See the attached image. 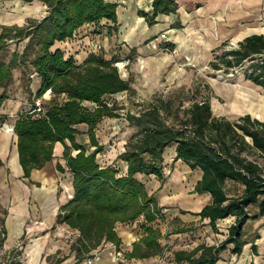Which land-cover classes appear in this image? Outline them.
I'll use <instances>...</instances> for the list:
<instances>
[{
  "label": "trees",
  "instance_id": "1",
  "mask_svg": "<svg viewBox=\"0 0 264 264\" xmlns=\"http://www.w3.org/2000/svg\"><path fill=\"white\" fill-rule=\"evenodd\" d=\"M44 2L48 6V15L42 20L29 19L24 27L3 29L0 35V86L6 89L12 83V71L34 56L31 64L42 80L37 96L48 89L53 91L46 114L38 116L29 111L19 115L14 132L18 137L19 159L25 178L53 160L56 143L65 147L63 158L73 175L74 198L60 207L57 223L80 233L75 245L82 253H77L76 264L103 243H111L119 250L122 239L116 231L117 224L133 223L142 216L146 220L145 235L133 244L125 258L143 260L162 255V231L149 224L163 219V215L157 199L149 194L137 176H156L163 184L164 153L173 145L176 146V161L202 172L194 193L211 196V203L196 215L202 220L208 219L216 231L217 221L236 218L222 243L217 246L202 244L189 252L179 251L175 255L177 263L217 264L230 244L234 245L233 253H241L247 244L243 230L248 221L264 219V168L256 161V158H264V121L249 114L235 121L216 117L210 97L192 102L186 116L181 118L179 106L182 101L177 105L181 95L170 96L167 100L158 98L140 115H127L129 124L138 131L119 156L128 169L125 176L118 177L116 168L98 163L97 156L104 147L98 141L97 128L106 118H118L120 108L115 102L109 103L108 98L134 92L131 80L121 76L114 62L99 55L91 54L84 65L78 66L74 57L66 58L62 50H53L57 42L74 39L76 32L86 25L95 27L108 21L114 24L110 32L117 31L118 5L106 0ZM152 7V14L138 12L150 27L157 23L160 15L177 14L179 4L178 0H153ZM172 28L183 26L178 22ZM26 38L29 41L23 53L14 52L11 60L6 62L2 51L9 41ZM227 46L226 41L213 50L211 68L229 76L246 65L245 79L264 90V34L246 37L237 48ZM188 92L199 95L202 89L197 86ZM5 99L4 91L0 95V107ZM86 102L96 107L90 109ZM80 124L88 125L87 134L91 147L95 148L93 151L77 140L82 134L77 128ZM57 169L65 172L60 164ZM228 183H239L242 192L236 191L230 196ZM7 215L8 211L0 205V251L7 239ZM172 224V234L188 233L193 229L178 218ZM255 238H260V234L256 233ZM20 255L18 248H14L4 264H21ZM65 259L55 264H61Z\"/></svg>",
  "mask_w": 264,
  "mask_h": 264
},
{
  "label": "rangeland",
  "instance_id": "2",
  "mask_svg": "<svg viewBox=\"0 0 264 264\" xmlns=\"http://www.w3.org/2000/svg\"><path fill=\"white\" fill-rule=\"evenodd\" d=\"M37 1L38 0H34L33 2L36 3ZM200 5L201 3L193 1L190 8L194 9L195 6L198 8ZM209 19L214 25L211 35L204 30L195 34H190V28L188 26V42L181 43V45H179V43H171L173 41H169V36L167 35V41H156V38H154L153 40L144 42L136 48H130L129 46H124V43H118L116 48L109 47L110 55L105 51V47L99 49L98 55L104 59L107 58V56H111L108 57L110 61L114 62L125 80H131L134 89V92L119 93L108 99L109 103L115 102L120 109L117 111L119 115L118 119L111 120L107 125L101 124L99 130H97L98 139L104 147V151L98 155L99 162L103 166L109 164V162L111 164L115 161L116 155L123 151V146L138 131V128L129 124L127 115L129 113L140 115L148 108L150 103L158 98L167 100L170 96L181 95L182 97L180 101L177 102V105L182 101V104L179 106V114L181 118H184L186 116V110L190 107L192 102L201 101L210 97L214 116L226 117L231 121H235L242 115H247L248 113L228 116L222 112L221 107L225 104V98L218 92L220 82L225 81L230 84L239 83L241 85L250 86L258 89L259 92L264 95V90L262 88L245 79L244 70L246 69V65L237 69L233 75L230 74L229 76H225L222 72L214 71L210 66V62L214 58L213 50L220 47L222 43L227 41V48H237L240 41L248 35L247 31L250 30V34H264V9L259 8L251 20L239 22L234 25H224L223 33L217 16H211ZM178 22L177 20V23ZM177 30L180 32H177L176 36L179 35V33H186L182 28ZM107 31L108 28L103 25V27L97 26V31L95 33H105L106 36ZM111 37L112 36L108 35L110 42H112ZM28 41V38L17 42L9 41V45L2 51L4 60L9 62L14 52L22 54ZM152 44H156L158 48L156 50L151 49ZM33 58L34 56H31L26 64L13 70L20 73V83H13L11 87L8 86L5 89V92L11 96L16 95L20 90H24L23 92L27 104L21 110L23 113H28L33 104V99L30 97L31 90L28 88L30 86L28 78L31 79L30 75L33 69L31 64ZM20 86L24 88L21 89ZM197 86L201 87V94L194 95L193 92H188ZM215 105H218V107L221 106L214 109ZM87 106L94 108V105ZM252 117L256 118L254 115H252ZM5 125L9 124L4 123L2 126L4 127ZM116 162L117 168L124 169L121 160H117ZM188 172V166L182 161H170L168 164H166L165 161V182L163 184L156 176L146 177L138 175L137 178L145 184L149 194L157 199L158 204H188V199L192 198L194 193L191 189L188 190V180L191 179L190 182H192L196 178V172L191 171V177L189 178ZM177 174L182 175L181 178L183 182L179 180V182L174 183V177ZM8 186H10V184H8ZM1 188L2 187H0V193L2 195L3 190ZM68 188H70V186H68ZM0 205L2 206L1 203ZM30 207L31 218L25 223L23 228L25 232L24 235L22 237L16 236L11 238L9 231H7V239L4 248L0 251V264L6 262L8 253L14 248H18L21 252L18 258L21 264H29V249L36 243H40L38 246L40 254L37 264H55L60 259H69L73 257V251H75L76 254L82 253V250L75 245V238L70 237L66 233L67 227H64V225L63 227L60 226V231L63 235H52L49 239L42 238L46 233L44 232L46 227L42 223L44 219L40 218L41 215L43 216V209L39 206L36 207L34 204H30ZM6 210L8 211V209ZM187 211L188 210H186V212ZM160 220V226L163 229V236L160 238V243L164 248L160 256L166 257L163 264H179L175 257L176 253L179 251L189 252L202 244L213 246L220 244L221 241L226 239L225 233L223 232L225 229L221 223L218 225L216 231L212 227H208L205 223L198 222L192 225L193 229L190 232L179 235L172 234L174 230V224L172 223L174 220L170 219V216ZM145 224V220H141L132 224L128 223L116 227V231L122 239L121 251H123L124 254L131 250V247L128 246V242L136 238L134 242L136 243L145 235L143 229ZM184 224L188 225V223ZM253 224L250 223L245 226L243 230L244 238H250L253 234L255 230ZM255 224V226H259L258 229L263 227V224ZM33 227H35L34 232L31 231ZM96 250H101L103 256L109 258L110 253H114L115 247L111 243H103ZM91 254L92 253L86 254L81 263L84 264ZM123 258L118 261V264H130L133 261L126 259L125 255ZM107 264H109V262ZM152 264L158 263L155 261V263Z\"/></svg>",
  "mask_w": 264,
  "mask_h": 264
},
{
  "label": "crops",
  "instance_id": "3",
  "mask_svg": "<svg viewBox=\"0 0 264 264\" xmlns=\"http://www.w3.org/2000/svg\"><path fill=\"white\" fill-rule=\"evenodd\" d=\"M33 1L34 0H0V35L5 27H24L27 25L29 19L42 20L48 15V6L44 0H38L36 3ZM106 1L118 5L117 31L113 29L110 32V29L114 24L108 21H102V23L95 27L86 25L76 32L74 39L65 42H57L53 50H62L65 53L66 58L74 57L76 65L82 66L87 62L91 54L98 55V51L99 49H102V47H105V51L110 55L109 47L116 48L118 43H124V46L136 48L144 42L153 40L154 38L158 41L160 35L163 33H166L169 36V41H173L171 43H179V45H181V43L188 42V26L190 28V34H195L204 30L211 35V31L214 28L213 22L209 19L211 16H217L223 33L224 25H234L239 22L251 20L259 8L264 9V0H178L179 8L177 14L160 15L157 18V23L150 27L145 19L139 16L138 12L144 11L152 14L153 0ZM193 1L201 3L200 7L197 8L195 6L194 9H191L190 7ZM177 20L182 24V30L186 33H179V35L176 36V33L180 31L173 29L172 27L177 23ZM103 25L108 28L107 34L112 36V42L109 41L107 34L105 36V33L97 34L94 32V28H97V26L103 27ZM250 35L253 34L249 33L241 41ZM108 57L111 56H107L105 60L110 61ZM12 73L13 80L9 85L10 87L13 83H20V73L16 71H12ZM30 77L31 79L28 78L30 84L28 88L31 90L30 97L34 99L42 86V80L36 74L34 68L31 71ZM20 87L21 89L24 88L22 86ZM4 91L5 88L0 86V95ZM23 91L24 90H20V92L16 93L14 96L5 92L7 94V99L4 100L0 107V160L3 163V165L0 166V187H2L1 189L3 190L2 195L0 193V203L3 208L8 209V215L6 218L7 231H9L7 222L10 217L16 218L19 222H22L24 228L25 223L31 218L30 204H34L36 207L39 206L43 209V216L41 215L40 218L44 219L42 223L46 227V230H44L46 233L42 238L49 239L52 235H63L60 231V226L63 227L64 224L57 223V215L60 207L69 202L66 187L68 188V186H70V191L74 193L73 175L69 172L67 162L63 158L65 147L62 143L58 142L54 147L53 160L48 162L44 168L33 170L30 177L25 178L24 170L19 159L17 146L18 137L15 132L10 134L7 132L6 128L2 126L5 123L15 129V123L19 115L23 114V111L21 110L27 104ZM85 105H94V108L96 107L95 104L90 102H86ZM249 115L252 116V114ZM113 119L106 118L99 124V126L101 124L107 125ZM256 119L264 121V119L259 117H256ZM99 126L97 130H99ZM77 128L82 132V134L77 137L78 142L87 147L90 151H93L95 148L91 147L90 138L87 134L88 125L80 124ZM68 144L70 145L69 142ZM125 145L123 146V151L116 155L115 161L111 164L109 162V164L105 165L116 168L119 171L118 177L127 174L128 166L124 161L121 160L124 169L116 167V161L120 160L119 156L124 152ZM74 154H76V152H74ZM176 156V146L173 145L168 147L164 154L166 164L170 161H176ZM97 160L98 163L103 166L99 162L98 156ZM256 161L264 168V158H256ZM58 164L64 168L65 172L58 171ZM188 171V178L191 177V171L196 172L195 180L192 182H190L191 179L188 180V190L191 189L194 191L197 182L202 178V172L200 170H191L189 166ZM181 177V174L175 175L174 183L179 182V180L181 182ZM8 184H10V186H8ZM227 189L229 195L233 196L236 191L242 192L243 187L239 183H228ZM211 201V196L208 193H193V197L188 199V204H158V206L161 209L163 218L170 216V219L174 220L178 218L182 222L188 223V225L201 222L208 225V227H211L208 219L202 220L200 216L196 215L201 212L206 205L210 204ZM182 210H188V213L182 214ZM141 220H145L143 216L135 222ZM160 223L161 220L158 219L149 225L161 229L163 233ZM220 223L224 226L225 230L223 232L225 233V238H227L229 228L236 223V218L229 217L227 219L219 220L217 221V227ZM250 223L253 224L255 230L250 238L245 237L247 244L244 246L242 252L239 254L233 253L234 245L230 244L220 255V260L217 264H264V219L248 221L247 225ZM255 223L263 224V227L261 226L262 228L258 229L259 226H255ZM119 225L124 224H117V226ZM64 227H67V225H64ZM23 228L21 233L16 234L14 237H22L25 233ZM34 230L35 227L31 228V231L34 232ZM256 233L260 234V238H255ZM134 240H136V238L131 242ZM254 247H256V251H254ZM132 248L133 246L131 247V250ZM72 253H74V256L65 259L61 264H76L77 254L75 251ZM157 257L158 256L143 260L134 259L131 263L152 264L155 263ZM108 262L109 258L104 257L101 264H107ZM84 264H86V262Z\"/></svg>",
  "mask_w": 264,
  "mask_h": 264
},
{
  "label": "bare ground",
  "instance_id": "4",
  "mask_svg": "<svg viewBox=\"0 0 264 264\" xmlns=\"http://www.w3.org/2000/svg\"><path fill=\"white\" fill-rule=\"evenodd\" d=\"M251 31H247L249 34ZM158 46L156 44L151 45V49L156 50ZM224 98L225 104L222 105V112L228 116H236L243 113L252 114L255 117L264 118V95H262L258 89L241 85L230 84L229 82H220V88L218 91ZM221 106V105H220ZM219 106V107H220ZM218 105L214 106L219 108ZM7 132L12 134V127L10 125L5 127ZM7 226L10 231V236L13 238L16 234H20L23 228V223L19 222L16 218L10 217ZM40 243L34 244L29 249V264H37L40 251L38 246Z\"/></svg>",
  "mask_w": 264,
  "mask_h": 264
},
{
  "label": "built area",
  "instance_id": "5",
  "mask_svg": "<svg viewBox=\"0 0 264 264\" xmlns=\"http://www.w3.org/2000/svg\"><path fill=\"white\" fill-rule=\"evenodd\" d=\"M160 41H167L168 40V36L166 33H163L160 35V38L158 39ZM11 42H13L11 40ZM188 60V58H187ZM53 91L51 89H48L46 90L42 95L40 96H35L34 99H33V104H32V107H31V110L30 112L32 114H36V115H45L46 114V106H47V103L52 99L53 97ZM8 126V125H5L4 128ZM12 127V126H11ZM12 132H14L13 130V127H12ZM66 191H67V198L68 200H72L74 198V193L72 191H70V188H66ZM66 233L72 237V238H78L80 236V233L79 231L77 230H74V229H71L69 227L66 228ZM135 242V240L133 242H129L128 243V246L132 247L133 246V243ZM115 247V251L114 253L111 252L110 253V257H109V262L110 264H118V261L121 260V258L124 257V252L121 251V248L118 250ZM165 256H160L156 259V262L158 264H163L165 262ZM104 259V256L101 252V250H94L92 252V254L90 255V257L86 260V264H97V263H101ZM124 259V258H123ZM124 261V260H122Z\"/></svg>",
  "mask_w": 264,
  "mask_h": 264
},
{
  "label": "water",
  "instance_id": "6",
  "mask_svg": "<svg viewBox=\"0 0 264 264\" xmlns=\"http://www.w3.org/2000/svg\"><path fill=\"white\" fill-rule=\"evenodd\" d=\"M13 130H14V127H13Z\"/></svg>",
  "mask_w": 264,
  "mask_h": 264
}]
</instances>
